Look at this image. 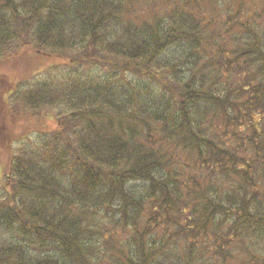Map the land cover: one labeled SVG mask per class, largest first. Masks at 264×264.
Wrapping results in <instances>:
<instances>
[{"label": "trees", "instance_id": "obj_1", "mask_svg": "<svg viewBox=\"0 0 264 264\" xmlns=\"http://www.w3.org/2000/svg\"><path fill=\"white\" fill-rule=\"evenodd\" d=\"M247 5L0 0V57L69 58L2 100L0 144L6 115L60 124L0 169V264H264V13Z\"/></svg>", "mask_w": 264, "mask_h": 264}, {"label": "rangeland", "instance_id": "obj_2", "mask_svg": "<svg viewBox=\"0 0 264 264\" xmlns=\"http://www.w3.org/2000/svg\"><path fill=\"white\" fill-rule=\"evenodd\" d=\"M225 1L227 4L234 6L235 0H230V3H228L227 0ZM246 1L248 5L245 8V12L263 11L264 13V0ZM254 28L264 33V15L262 19L254 24ZM232 34L233 38L237 39L236 37L240 33L238 31H233ZM68 61L69 58L66 56L46 55L33 52V50L31 51V49L28 48V45L22 47L16 54L10 52L7 56L3 58L0 57V110H3L1 108L2 100L7 96L11 88L14 89L17 85L31 84L32 82H36V85H39L42 81L49 80L45 77L49 71H53L54 69L55 72H58L59 66ZM224 76L228 78L227 75ZM7 107H12V104ZM58 117V113L55 109L48 108L41 112L38 111V113L16 116L15 118H11L9 114L1 118V123L3 124L2 126L5 127L6 125L9 127L18 143H27L30 138H34L30 141L36 143L35 139L38 135L43 136L46 132L55 131L59 128L60 119H58ZM2 134L3 136L0 138L7 141L4 136V131ZM41 138L42 137H40L39 140ZM16 141L10 145L8 142V146L0 144V169L4 167V169H1L4 173L7 170V168H5L7 166L6 161L18 147L15 145L17 143ZM1 181L3 183L5 182L3 174L1 175Z\"/></svg>", "mask_w": 264, "mask_h": 264}]
</instances>
